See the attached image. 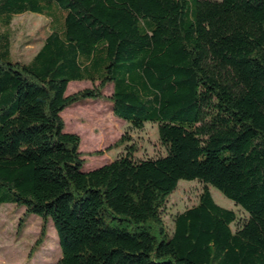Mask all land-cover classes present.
I'll use <instances>...</instances> for the list:
<instances>
[{
	"label": "trees",
	"instance_id": "obj_1",
	"mask_svg": "<svg viewBox=\"0 0 264 264\" xmlns=\"http://www.w3.org/2000/svg\"><path fill=\"white\" fill-rule=\"evenodd\" d=\"M26 12L48 20L28 61L9 31ZM0 28V206L41 216L31 254L52 220L54 264H264V0H0ZM83 80L94 86L67 93ZM87 98L133 129L156 123L164 152L129 146L83 170L62 112ZM183 179L203 190L169 231Z\"/></svg>",
	"mask_w": 264,
	"mask_h": 264
},
{
	"label": "rangeland",
	"instance_id": "obj_2",
	"mask_svg": "<svg viewBox=\"0 0 264 264\" xmlns=\"http://www.w3.org/2000/svg\"><path fill=\"white\" fill-rule=\"evenodd\" d=\"M9 31L14 56L28 61L38 51L48 32V20L33 12L16 14ZM93 86L87 80L71 81L67 93ZM111 90L112 83L105 87V95H109ZM62 116L66 130L81 137L80 150L86 161L83 166L85 171L114 160L129 146L136 147L137 157H152L164 152L156 123L147 122L142 129H133L127 120L113 113L110 102L104 98L79 100L68 106ZM125 134L128 135L126 141L122 140ZM203 186L199 180L183 179L179 182L163 209L164 222L169 231L173 229L174 216L198 202ZM209 189L218 204L236 210L241 220L247 217V212L219 189L214 186H209ZM41 220L37 214H27L24 206L13 203L0 206V264H54L57 261L61 250L52 220L48 223L44 242L37 252L30 253L39 237ZM235 225L233 223L232 227Z\"/></svg>",
	"mask_w": 264,
	"mask_h": 264
}]
</instances>
